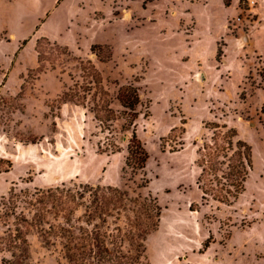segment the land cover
I'll return each mask as SVG.
<instances>
[{"label": "rangeland", "instance_id": "1", "mask_svg": "<svg viewBox=\"0 0 264 264\" xmlns=\"http://www.w3.org/2000/svg\"><path fill=\"white\" fill-rule=\"evenodd\" d=\"M257 10L264 19V0H0V217L11 187L19 195L61 184L111 186L132 198L152 195L167 219L177 215L186 226L177 252L164 259L156 250L163 235L154 234L148 264H264V93L253 96L264 80ZM42 37L66 50L43 45L46 71L32 81L27 73L38 66L34 45ZM92 45L107 46L111 59L102 62ZM80 60L99 71L114 111L121 112L118 88L137 87L143 106L134 130L149 156L145 176L124 166L130 131L121 130L123 120L112 123L121 152L105 154L96 144L109 136L93 119L91 100L85 111L69 107L60 115L55 99L87 81ZM212 122L235 128L252 149L245 192L231 206L201 205L195 186L196 150L209 141ZM23 206L16 212L26 214ZM28 241L31 264H65L56 240L46 245L31 232Z\"/></svg>", "mask_w": 264, "mask_h": 264}, {"label": "trees", "instance_id": "2", "mask_svg": "<svg viewBox=\"0 0 264 264\" xmlns=\"http://www.w3.org/2000/svg\"><path fill=\"white\" fill-rule=\"evenodd\" d=\"M225 6L229 5L225 3ZM26 43L25 40L22 44ZM43 45L61 49L48 38L36 40L34 51L38 66L27 73L32 81L38 80L46 71L41 61ZM104 49L107 50V56L100 58L98 53ZM90 52L102 62H107L112 57L107 46L92 45ZM221 56L222 50L218 48L216 61ZM79 63L83 80L87 81L80 86L74 84L62 92L55 99L57 108L60 109L67 103L86 108L88 100H91L92 107L89 111L99 124L101 133L109 136L105 137V142L96 144L99 153L121 152L113 138L115 131L112 123L123 120L121 130L123 133L130 131L129 138L126 137L127 155L124 166L133 176H145L149 156L134 130L135 121L140 115L137 109L143 106L137 87L127 84L118 88L115 100L119 103L121 112L114 111L99 71L89 60H80ZM18 96H24L23 85ZM263 109L264 106L261 110ZM206 128L211 132L210 139L197 148L195 160V166L199 170L195 186L200 192L201 205L212 201L231 206L245 192L247 179L253 170L252 149L238 138L235 128L228 127L225 123L212 122ZM176 131V128L171 129L167 139L172 138ZM178 131L179 137L185 134L184 128H179ZM142 181L141 187L144 188L148 182L146 179ZM7 195V208L0 217L4 228L0 236V254L7 256L1 258L0 264H31L28 241L31 232L46 245L56 240L61 247L65 264H148L147 237L158 229L162 213V207L150 194L146 198L140 195L132 198L127 191L111 186L79 184L77 188H69L61 184L46 190L35 189L33 194L22 191L19 195L11 187ZM19 204L24 205L26 214L16 212ZM196 208L197 206L191 205L189 209L197 211ZM126 210L134 214L133 220L125 214ZM78 211L80 215H76ZM137 215H142V220ZM9 218L13 219L11 224ZM110 218L113 225L109 224ZM122 219L124 224L120 225ZM210 243L208 238L203 244V251Z\"/></svg>", "mask_w": 264, "mask_h": 264}, {"label": "crops", "instance_id": "3", "mask_svg": "<svg viewBox=\"0 0 264 264\" xmlns=\"http://www.w3.org/2000/svg\"><path fill=\"white\" fill-rule=\"evenodd\" d=\"M256 13L258 15L257 17L258 24L257 26H254V27H256L257 31H259L264 41V19L260 17L259 10H257ZM263 53H264V47L262 51L259 52V54H263ZM261 86L262 87L260 89H257L253 92V96H257V95L264 93V80ZM69 107L81 108L84 111L86 110L82 107H77L75 105L72 106L70 103H67L61 106L59 110L60 115L63 116L64 112L67 111ZM183 223L181 222L179 216L174 215L172 216V219L171 218L167 219L164 215V212H162L158 229L147 237L146 252L149 249L150 239L155 234V235H163L161 239L158 240L157 245H156V250L158 251V254L161 258L164 259V258L169 257L170 255L172 256L173 253H176L177 249L179 248V244L184 238V230L186 226Z\"/></svg>", "mask_w": 264, "mask_h": 264}]
</instances>
